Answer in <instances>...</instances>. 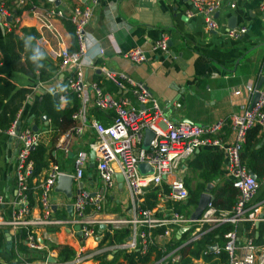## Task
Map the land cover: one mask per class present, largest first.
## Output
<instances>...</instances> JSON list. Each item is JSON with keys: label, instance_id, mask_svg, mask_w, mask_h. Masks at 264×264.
<instances>
[{"label": "crops", "instance_id": "0c3cea01", "mask_svg": "<svg viewBox=\"0 0 264 264\" xmlns=\"http://www.w3.org/2000/svg\"><path fill=\"white\" fill-rule=\"evenodd\" d=\"M85 2V0H29L28 5L21 7L17 0H0V4L13 13V16L7 19L13 27L11 30L5 26L0 15V76L8 78L18 88L29 90L28 97L18 113V122L21 128L28 127L41 134L44 144H47L46 138L50 134L51 122L49 118L43 119L46 115L41 101L47 93L59 91L58 87L67 75L58 72L59 60L50 54L51 49L57 47L55 40L48 30L41 27L28 9L56 8L68 13L73 7L84 5ZM189 10L191 5L186 0H96L87 29L98 39L99 46L94 47L89 53L88 60L91 63H87L83 68V76L87 82L102 77L98 68L102 64H106L112 70L127 73L137 82L143 83L149 93L157 99L163 117L172 125L187 122L201 126L221 121L224 125L217 136L223 141L230 142L234 139L233 127L229 124L231 117L253 106L257 101H254L255 94L264 89V0H236L235 7L220 0L215 12L218 28L209 32H205L203 28L202 17L188 16ZM16 18H19V22L13 26ZM64 20L71 23L69 19L63 18L53 19L51 24L59 32L64 45L74 50L78 44L75 36L71 35L63 24ZM241 27L246 28L244 34L236 39L228 36L229 30ZM23 29H34L37 32L35 51L43 53L54 63L57 71L49 80H39L38 72L33 77L13 70L6 51V37L8 33H13L27 40ZM40 35L49 40L47 45H38ZM161 35L167 36V51L154 47ZM113 45L122 52L133 48L140 49L146 59L133 64L116 54ZM98 49H103L104 53L99 54ZM105 86L103 85V89H106ZM250 86L256 89L255 93L247 91ZM107 92L115 98L127 96V93L119 90ZM129 96L132 97L130 94ZM133 102L135 103L134 99ZM59 105L61 108L65 106L60 103ZM140 108L142 106L137 105V109ZM101 112L102 123L110 124L112 111ZM87 115L88 118L94 117L92 109H89ZM154 130L157 135L160 131H164L162 123H157ZM143 135L144 131L142 141ZM93 137L91 128H86L81 134L73 135L67 153L61 149H56L52 153L63 172H74L75 153L78 149L87 150V145ZM142 141L137 144L139 149H145ZM16 146V141L10 135L0 131V213L6 220L11 218L16 201ZM202 150L218 149L202 147L195 151L191 160ZM91 151L90 149L87 151L88 161L83 178L72 183L73 192L70 199L64 193L55 190L56 186L54 187L49 200L52 218L65 219L70 216L66 209L67 205L71 204L81 184L82 189L90 192L91 195L101 197L103 202L99 213L100 219L129 220L132 218L133 202H135L132 194L123 181L120 188L118 183L114 189L109 190L104 187L96 176L94 158L91 159L90 156ZM46 171L47 169L35 175V180H31L30 184L38 187V182L46 176ZM186 175L194 186L198 183L197 170L184 167L181 176L186 179ZM227 178L226 158L223 153L219 176L215 182L208 185L213 186ZM38 200L39 192L35 188L30 195L31 216L41 215ZM256 200L264 201V184L261 185ZM165 203V200L160 199V204H156ZM261 214L263 221L264 209H261ZM255 224V228L258 229ZM111 226L125 225L99 224L95 227L94 234L85 240L77 233H70L67 226L34 227L35 235L43 245L41 250L30 249L26 241L20 238L18 229L1 227L0 232L3 233V237L0 241V264H10L15 260V263L45 264L46 261L47 264H73V259L81 250L85 255H89L84 264H99L102 256L111 260L118 251L116 246H111L104 240L107 229ZM244 229L245 225H238L240 237L244 234ZM255 235L258 236V231ZM169 239L168 236L157 238V242L167 243ZM127 240L128 238L125 241ZM173 240L178 241L177 235ZM63 245L74 249L75 254L71 261L61 262L59 259L57 247ZM12 254L15 257L10 259ZM118 260L121 261L122 258Z\"/></svg>", "mask_w": 264, "mask_h": 264}, {"label": "built area", "instance_id": "2783aa9c", "mask_svg": "<svg viewBox=\"0 0 264 264\" xmlns=\"http://www.w3.org/2000/svg\"><path fill=\"white\" fill-rule=\"evenodd\" d=\"M19 6L28 5L29 0H17ZM85 4L73 7L70 12L65 13L60 9L29 8L32 15L40 23L41 27L48 30L51 37L56 42V48L51 49V56L59 60L58 72L67 75L68 88L78 100V106L72 114L74 121L69 132L61 136L58 141V149L65 153L69 151L74 134H81L85 129L91 128L94 137L87 145V150L78 149L74 155L73 173L63 172L56 162H51L47 168L46 176L38 182V187L30 184L35 180L34 161L31 158L32 148H36L44 140L43 136L31 128L19 126L17 130V120L12 123L5 132L16 141V201L12 216L9 220L4 219L0 213V228L11 227L13 229H25L31 227L26 233V243L30 249H43L42 243L35 235L34 227L47 225L67 226L72 234L80 233L81 239L91 237L95 232V227L99 224L128 225L132 233L128 240L120 245H116L118 250L137 251L139 247L144 251L148 240L154 241L160 246L166 243H158L157 238L170 237L167 243L177 235L179 244L170 246V250L163 249L165 255L157 264H178L181 260V250L187 245L199 239L208 229H213L221 224L227 223L233 228L224 235V250L228 260L226 264H264V245H256L251 236L247 234L250 228L245 226L244 234L239 236L237 227L239 224H251L254 226L259 219L261 209H264V201L256 200L257 194L264 177L258 181L253 178L251 172L241 162L240 152L245 143V135L248 129L257 125L264 130V89L257 91L258 99L253 106L245 108L242 112L234 114L230 123L234 131L233 141L221 140L217 133L222 129L224 123L221 121L209 125H195L187 122H178L172 125L168 119L163 117L159 103L153 97L143 83L137 82L127 73L110 69L106 64L98 66L102 77L114 82L116 88L127 93V96L115 98L111 93L105 91L97 81L87 82L83 76V68L87 63L88 55L94 47L98 48L99 41L88 32V25L92 18L93 8L96 0H85ZM191 5L188 16L199 15L203 19L205 32L215 31L218 23L215 19V12L220 5V0H186ZM231 7H235L236 0H224ZM31 6V5H30ZM0 15L5 26L11 30L7 21L13 13L0 4ZM67 18L74 26V34L77 41V48L68 49L64 44L59 32L52 26L53 19ZM19 18L14 20L17 25ZM246 32V28L241 27L228 31V36L232 39L238 38ZM167 36L161 35L154 45L161 51H167ZM49 40L40 35L38 45H47ZM114 52L127 59L133 64L143 62L145 54L137 48L120 51L113 45ZM99 54H103V49H98ZM250 93H255L252 86L247 89ZM57 93L60 104L66 105L65 95L59 91ZM129 94L132 96L130 97ZM28 97V95H27ZM135 100V103L133 102ZM137 105L142 108L137 109ZM89 109L100 110L105 113L112 111L111 123L104 125L94 117L88 118ZM157 123H162L164 131L157 135L154 127ZM149 128L155 136L150 142L148 150L139 149L137 144L142 141L144 129ZM49 131V130H47ZM46 131V132H47ZM202 147L216 148L222 151L226 158L227 179L232 186L237 189L238 196L233 209L228 212H219L212 204L211 199L207 202L201 215L193 220L190 215L176 212L172 207L166 205L167 202H184L188 198V190L182 178V170L185 164L193 157L196 150ZM94 152V163L97 178L107 189H114L117 183L116 175L123 177V182L132 194L133 211L129 220H103L99 218L102 207V199L93 196L90 192L78 188L72 198V214L65 219L52 218L51 204L49 202L51 193L57 184V178L61 175H69L73 182L80 181L85 172V165L88 161V150ZM140 163H146L152 168V173H141L138 170ZM167 187V191L163 189ZM159 187L158 201L165 200V204L156 205L151 209H140L139 202L141 196L149 187ZM39 192V206L41 215L31 216L30 195L31 191ZM205 192V191H204ZM263 202V203H262ZM78 226V231L75 227ZM164 227L163 235L151 238V229ZM109 228V227H108ZM110 228H117L111 226ZM147 229V230H145ZM182 229H185L183 232ZM152 239V240H151ZM216 246L215 250H210ZM210 251L218 253L216 244L208 246ZM81 250L73 259V264H84L86 258ZM16 261V260H15ZM10 264H35V263H15ZM47 264L46 261H44ZM194 264L202 263V260H193Z\"/></svg>", "mask_w": 264, "mask_h": 264}, {"label": "trees", "instance_id": "16d2710c", "mask_svg": "<svg viewBox=\"0 0 264 264\" xmlns=\"http://www.w3.org/2000/svg\"><path fill=\"white\" fill-rule=\"evenodd\" d=\"M66 29L73 36L74 27L66 20L63 21ZM26 33L27 40L20 38L18 35L8 33L6 37V51L10 57L13 70H17L23 74L35 77L36 72L39 73V80L46 81L54 77L56 68L54 63L43 53L35 51V40L38 36L34 29H23ZM75 38V37H74ZM30 39V40H29ZM69 77H65L58 90L65 95L67 99L66 105L61 108L59 101H54L51 93H47L41 101L45 115L50 119V134L46 138L47 144L42 142L31 153L34 161V175H38L47 169L51 162H55L53 152L58 149V141L61 136L69 132L74 121L72 114L78 106V100L68 88ZM102 87H106V91L118 92L113 81L98 77L95 79ZM29 93L28 89L18 88L8 78L0 76V131L6 132L13 122L17 120V115L21 111L23 104ZM94 118L102 122V112L92 110ZM241 162L247 169L255 175L260 181L264 177V131L257 125L248 129L245 135V143L240 152ZM191 160V159H190ZM188 161L185 166L198 171V183L195 186H189L188 179L185 180V186L188 190V198L184 202H167L166 205L172 207L178 213L189 215L196 207L199 196L204 192L209 183L215 182L221 171L223 164V153L220 150H202L195 155L193 160ZM163 189L167 191V187L163 185ZM159 187H149L143 195L142 201L139 202L140 209L154 208L158 201ZM209 193L212 195V204L217 211H231L236 204L238 191L235 189L230 180L219 181L212 186ZM250 230L247 234L253 238L256 245H264V220L260 222L258 229L251 224H245ZM233 228L232 225L224 223L213 229H208L199 239L187 245L181 250V260L178 264H194L193 260H202V264H226L228 256L224 250L223 235ZM27 230H19L20 238L26 240ZM147 230V229H145ZM164 227L151 229V238L163 235ZM258 231V236L255 235ZM132 230L129 226L117 228H108L104 237L105 242L111 246L120 245L131 236ZM3 233L0 232V241ZM151 239V240H152ZM179 244V241L171 240L163 246L158 245L154 241L148 240L144 251L141 247L137 251L118 250L115 257L107 260L105 256L99 259V264H157V262L165 255L163 249L170 250V245ZM216 244L218 253L208 249V246ZM58 257L61 262L71 261L74 257V249L68 246H58ZM15 257L12 254L10 259ZM122 258L121 261L118 258ZM12 262V261H11ZM10 262V263H11ZM201 264V263H200Z\"/></svg>", "mask_w": 264, "mask_h": 264}, {"label": "water", "instance_id": "95a60500", "mask_svg": "<svg viewBox=\"0 0 264 264\" xmlns=\"http://www.w3.org/2000/svg\"><path fill=\"white\" fill-rule=\"evenodd\" d=\"M38 50H41L39 47H36ZM57 98H58V95L57 93H53V99L54 101H57ZM258 98V93L255 94V100H257ZM43 119L46 120L47 117L46 116H43ZM18 126H17V130H19V122H17ZM155 136V133L149 129V128H146L144 130V135H143V141H142V144L143 146L145 147V150H148L149 146H150V142L151 140H153ZM32 150H34V148H32ZM91 159L94 158V152L91 151ZM138 170L141 172V173H152V168L147 165L146 163H140L139 166H138ZM252 177L253 178H256L254 174H252ZM116 181L118 183V187L120 188L121 185H122V181H123V177L120 175V174H117L116 175ZM72 183H73V178L69 175H61V176H58L57 178V184H56V187H55V190L57 191H60L62 193H64L66 195V197L68 199L71 198V194H72ZM212 188V185H208L207 186V189L204 193H202L200 196H199V200H198V203L196 205V207L194 208L193 212L191 213L190 215V218L193 219V220H196L202 213V211L204 210L207 202L211 199L210 195L208 194V192L210 191V189ZM82 189V186L81 184L79 185V190ZM76 191V193H78V191ZM67 211L70 213V215L72 214V204H69L67 205ZM259 219H263V215L261 214L259 216ZM256 227L259 226V222H256ZM101 227H104L103 225H101ZM79 227L76 226L75 227V230L78 231ZM182 231L184 232L185 229H182ZM78 235H80L79 232H77ZM216 249V246H213L210 248V250H215Z\"/></svg>", "mask_w": 264, "mask_h": 264}, {"label": "rangeland", "instance_id": "374dc122", "mask_svg": "<svg viewBox=\"0 0 264 264\" xmlns=\"http://www.w3.org/2000/svg\"><path fill=\"white\" fill-rule=\"evenodd\" d=\"M187 175H188V173H187ZM187 175H186V179H188V182H189V184H188V185H189V186L191 185V186L193 187V186H194V184H192V181H191V179H190V178H189ZM186 179H185V180H186ZM183 180H184V179H183ZM185 180H184V182H185Z\"/></svg>", "mask_w": 264, "mask_h": 264}]
</instances>
